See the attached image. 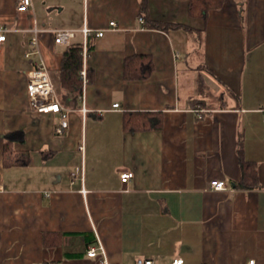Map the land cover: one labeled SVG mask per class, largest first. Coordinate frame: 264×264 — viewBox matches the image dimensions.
Here are the masks:
<instances>
[{
    "label": "crops",
    "instance_id": "1",
    "mask_svg": "<svg viewBox=\"0 0 264 264\" xmlns=\"http://www.w3.org/2000/svg\"><path fill=\"white\" fill-rule=\"evenodd\" d=\"M32 1L0 0V264H102L88 255L99 244L112 264H264V0L195 15L192 0ZM60 28L79 31L57 43ZM77 41L87 79L74 87L62 64ZM41 57L68 114L62 134L60 115L27 98ZM241 157L256 186L241 185Z\"/></svg>",
    "mask_w": 264,
    "mask_h": 264
},
{
    "label": "built area",
    "instance_id": "2",
    "mask_svg": "<svg viewBox=\"0 0 264 264\" xmlns=\"http://www.w3.org/2000/svg\"><path fill=\"white\" fill-rule=\"evenodd\" d=\"M33 6L32 0H17V8L19 11H27L31 9ZM141 21H144L143 17L140 18ZM111 26H115V21H110ZM9 29L5 26H0V49L3 46L4 41L6 40V32ZM41 31L40 28H34V35L30 40V45L36 49V52H40L38 49L39 45V37L38 34ZM55 36V41L57 43H70L71 39L74 38L79 30L77 29H53ZM81 32L87 38L89 35L93 34L94 30L85 26L81 29ZM104 30L96 31V35H103ZM32 51H27L25 55L30 57ZM81 75L84 79H87L86 69L81 70ZM27 89L26 94L29 100V104L31 109L37 113H58L60 115V122L56 126V132L58 134L64 133L68 126V114L65 108L62 106L59 98V93L57 91V84L50 76L43 60L33 63L32 69L27 72ZM114 106H119V103H115ZM84 112L87 111L85 107H83ZM195 112L198 115H201L200 112L203 109L199 107H195ZM80 148L83 150L84 146L81 145ZM133 177V172L131 171H123L121 173V179L124 183H127ZM209 186L216 190H225L227 189L226 182L223 179H212L209 183ZM4 186L0 184V189H3ZM88 255L92 257L101 256L102 264H112L108 261L105 256V249L103 245L99 244L97 247L93 246L88 249ZM254 259L249 261L250 264L254 263ZM156 260L153 258H144L138 257L134 264H155ZM172 264H184V259L182 257H175L172 261Z\"/></svg>",
    "mask_w": 264,
    "mask_h": 264
},
{
    "label": "trees",
    "instance_id": "3",
    "mask_svg": "<svg viewBox=\"0 0 264 264\" xmlns=\"http://www.w3.org/2000/svg\"><path fill=\"white\" fill-rule=\"evenodd\" d=\"M223 0H192L190 4L191 14H204L209 8L215 7L221 4ZM153 25L159 28H169L173 26L168 23L154 22ZM91 42L87 41V50L91 48ZM83 42H73L69 45L64 53V59L62 64V74H63V83L73 85L74 87L79 86L78 81H80V71L83 66ZM137 57L129 58L126 63V69L129 76H132L131 72H134L135 66L134 61ZM148 67L152 66L148 64ZM80 83V82H79ZM7 159V158H6ZM241 168L243 171V178L241 185L244 187H253L256 186V173L253 170L252 164L241 157ZM58 242V241H56Z\"/></svg>",
    "mask_w": 264,
    "mask_h": 264
}]
</instances>
